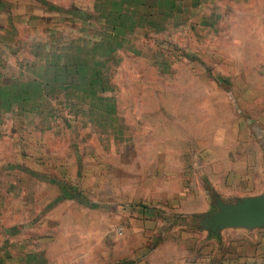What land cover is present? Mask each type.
Instances as JSON below:
<instances>
[{
    "label": "rangeland",
    "instance_id": "374dc122",
    "mask_svg": "<svg viewBox=\"0 0 264 264\" xmlns=\"http://www.w3.org/2000/svg\"><path fill=\"white\" fill-rule=\"evenodd\" d=\"M264 0H0V264H264Z\"/></svg>",
    "mask_w": 264,
    "mask_h": 264
},
{
    "label": "water",
    "instance_id": "95a60500",
    "mask_svg": "<svg viewBox=\"0 0 264 264\" xmlns=\"http://www.w3.org/2000/svg\"><path fill=\"white\" fill-rule=\"evenodd\" d=\"M219 212L206 218V229L215 233L222 230L264 229V197L246 198L227 205L219 202Z\"/></svg>",
    "mask_w": 264,
    "mask_h": 264
},
{
    "label": "crops",
    "instance_id": "0c3cea01",
    "mask_svg": "<svg viewBox=\"0 0 264 264\" xmlns=\"http://www.w3.org/2000/svg\"><path fill=\"white\" fill-rule=\"evenodd\" d=\"M115 264H138V262L133 261V260H121V261H117ZM140 264H143L140 262Z\"/></svg>",
    "mask_w": 264,
    "mask_h": 264
}]
</instances>
